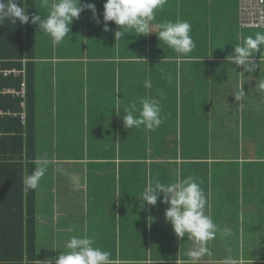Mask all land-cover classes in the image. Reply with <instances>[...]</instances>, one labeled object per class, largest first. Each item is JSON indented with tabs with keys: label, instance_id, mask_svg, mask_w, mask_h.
<instances>
[{
	"label": "crops",
	"instance_id": "1",
	"mask_svg": "<svg viewBox=\"0 0 264 264\" xmlns=\"http://www.w3.org/2000/svg\"><path fill=\"white\" fill-rule=\"evenodd\" d=\"M241 1L167 0L157 10L153 25H192L196 46L179 64L171 57L141 59L135 50L141 36L125 30L116 40L115 22H106L105 31L106 0H82L95 4L100 22L85 8L48 56L40 51L46 33L37 27L36 167L47 161L37 187V264H55L71 237L84 235L114 264H192L188 252L197 246L166 222L163 195L143 208L139 197L156 180L170 184L190 176L218 228L206 245L210 254L198 264H224L229 256L237 264H264V253L256 254L264 251V90L258 87L264 52L255 54L254 72L242 73L227 60L235 44L264 29L240 28ZM148 38L159 44L157 33ZM14 71L0 80L22 78L21 90L0 88V98L20 100L23 110L0 109V117L19 116L26 125L27 70ZM147 80L150 89L143 87ZM144 98L159 100L162 124L126 129L124 108L139 107ZM224 228L231 235L223 236Z\"/></svg>",
	"mask_w": 264,
	"mask_h": 264
},
{
	"label": "clouds",
	"instance_id": "2",
	"mask_svg": "<svg viewBox=\"0 0 264 264\" xmlns=\"http://www.w3.org/2000/svg\"><path fill=\"white\" fill-rule=\"evenodd\" d=\"M166 2L167 0H106L103 12L104 30H109L106 23L109 21L120 26V30L115 32L116 40L121 38L125 30H132L137 36L155 32L160 42L178 54L176 62L179 64L196 46L191 35L192 25L187 20H168L153 25L157 10L162 9ZM23 3L24 0H0V25L5 21L13 24L29 23L30 17L27 8L22 6ZM41 8L47 9V13L33 14L31 23L48 34L53 44H60L71 33L73 21L79 19L85 8L92 11L97 23L100 22L95 4H84L82 0H55L51 4L49 0H41ZM257 52H264V32H256L245 37L243 43L235 44L234 53H230L227 60L242 66V73L254 72L259 68V63L254 59ZM143 87L150 89L151 81H145ZM258 87L264 90V81ZM243 94L241 90L240 95H236V100L241 101ZM124 112L123 123L126 129L144 126L148 130H154L163 122L162 106L156 98L141 99L139 107L132 103L124 108ZM46 171L47 161L44 160L24 179L25 191L35 190ZM162 195V203L169 205L165 210L166 222L172 225L178 237H187L197 246L195 250L188 252V256L192 264H198L200 257L210 254L206 245L216 237L218 230L212 217L205 212L207 199L204 191L191 176L170 184L156 180L139 195L143 201L140 207L157 205ZM222 235H231V229L224 228ZM66 247L68 251L60 252L55 264H114L111 254L96 246L94 239L87 235L71 237ZM224 264H237V261L229 256Z\"/></svg>",
	"mask_w": 264,
	"mask_h": 264
},
{
	"label": "trees",
	"instance_id": "3",
	"mask_svg": "<svg viewBox=\"0 0 264 264\" xmlns=\"http://www.w3.org/2000/svg\"><path fill=\"white\" fill-rule=\"evenodd\" d=\"M39 5L37 0H24L22 6L27 8L29 23L13 24L5 21L3 25H0V66L12 71H22L24 67L27 70L26 125L22 124L19 116L0 117V134H2L0 138V264H37L39 255L37 188L25 191L23 183L26 176L36 168L38 157L35 124L37 116L36 59L39 41L37 39L38 25L31 23V16L47 13V9H42ZM211 11L216 12L214 9ZM240 28L244 29L241 26ZM135 43V50L140 52L141 59L170 57L176 59L178 55L160 41L154 46L148 35L138 37ZM136 46L139 49H136ZM40 51L42 55L48 56L49 54L46 53L51 49L43 47ZM24 60L27 63H24ZM146 64V61L141 62V65ZM22 84V78L0 80L1 89L21 90ZM0 109L12 111L14 114H20L23 110L21 101L11 97L0 98Z\"/></svg>",
	"mask_w": 264,
	"mask_h": 264
},
{
	"label": "built area",
	"instance_id": "4",
	"mask_svg": "<svg viewBox=\"0 0 264 264\" xmlns=\"http://www.w3.org/2000/svg\"><path fill=\"white\" fill-rule=\"evenodd\" d=\"M240 26L246 28H264V0H242L239 10ZM17 71H4L0 68V77H10ZM25 92L18 94L24 96ZM2 134H0V138Z\"/></svg>",
	"mask_w": 264,
	"mask_h": 264
},
{
	"label": "rangeland",
	"instance_id": "5",
	"mask_svg": "<svg viewBox=\"0 0 264 264\" xmlns=\"http://www.w3.org/2000/svg\"><path fill=\"white\" fill-rule=\"evenodd\" d=\"M46 36L49 37V35H46ZM40 44H41V48L48 47L49 49H51L52 41H50V40H40ZM75 45H76V47L78 49L80 47V42L79 41H76L75 42ZM261 155H263V154H261ZM250 252L251 251H245L246 258H250V256L252 258H255V256H253V255L250 254ZM260 253L262 254V253H264V251H256L257 258H258V256H259Z\"/></svg>",
	"mask_w": 264,
	"mask_h": 264
}]
</instances>
